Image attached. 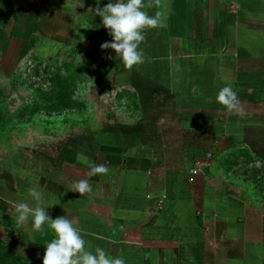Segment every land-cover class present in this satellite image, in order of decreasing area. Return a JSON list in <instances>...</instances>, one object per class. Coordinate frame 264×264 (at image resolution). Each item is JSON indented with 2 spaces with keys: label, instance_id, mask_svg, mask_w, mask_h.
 I'll return each instance as SVG.
<instances>
[{
  "label": "crops",
  "instance_id": "0c3cea01",
  "mask_svg": "<svg viewBox=\"0 0 264 264\" xmlns=\"http://www.w3.org/2000/svg\"><path fill=\"white\" fill-rule=\"evenodd\" d=\"M67 1L39 7L38 22L76 37L70 48L82 52L73 60L92 67L96 89L109 94L0 124V241L17 258L0 264H43L55 236L47 224L34 230L31 218L15 225L13 205L37 203L33 187L53 220L80 229L86 248L126 264H264V169L253 177L230 169L237 155L264 157V0H235L236 12L229 0H145L163 26L144 30V62L132 68L101 50L112 37L88 11L97 0H82L76 17ZM109 2L117 0L99 7ZM58 38L48 41L54 51ZM228 85L239 113L216 102ZM90 164L110 171L89 175ZM80 179L92 188L82 196L72 191Z\"/></svg>",
  "mask_w": 264,
  "mask_h": 264
},
{
  "label": "clouds",
  "instance_id": "9594fccd",
  "mask_svg": "<svg viewBox=\"0 0 264 264\" xmlns=\"http://www.w3.org/2000/svg\"><path fill=\"white\" fill-rule=\"evenodd\" d=\"M155 3L158 4L159 0H155ZM150 6L145 0H117L101 9L97 0L95 11L91 8L88 11L101 18L112 37L111 42L101 44V50L112 49L128 68L142 64L144 54L140 44L145 40L144 30L163 26L162 13L157 11L150 15L147 11ZM216 102L230 112H240L241 102L230 85L218 91ZM77 158L88 163L86 158L79 155ZM89 168V175L107 174L110 171L106 164H90ZM72 191L82 196L91 192L92 188L87 179H80L72 184ZM28 195L37 203L35 206L28 200L15 203L13 219L18 228L31 218L34 230L41 231L46 224L53 230L55 236L46 246L43 264H126L122 256H110L103 248L96 247L94 252L86 248L80 229L74 226L70 218L57 217L53 220L46 211L51 206L37 188H30Z\"/></svg>",
  "mask_w": 264,
  "mask_h": 264
},
{
  "label": "rangeland",
  "instance_id": "374dc122",
  "mask_svg": "<svg viewBox=\"0 0 264 264\" xmlns=\"http://www.w3.org/2000/svg\"><path fill=\"white\" fill-rule=\"evenodd\" d=\"M53 1L3 0L0 3V110L2 113L14 110L17 102L22 100L29 102L35 95L36 88L40 87L43 91H49L50 86L45 78L51 73L60 71V74L65 77L67 75L65 67L72 70L76 66L85 65V61L80 63L73 60L76 54L80 55L82 52L78 45V49L76 46L74 49L70 48L76 39L73 34L70 36L64 32L60 34L56 31V33L38 22L37 14L40 11L37 9L45 3L51 7L50 4ZM81 2L82 0H68L65 6L76 17L81 14L79 13ZM77 6L78 8H75ZM61 30L64 31L63 28ZM56 35L59 36V42L56 43L60 47L54 51L55 43L50 45L48 41ZM67 49L71 51L70 55L65 53ZM89 51H86V55ZM33 67L36 69L34 72ZM26 68L28 71L24 76L22 73ZM35 72L36 74H33ZM96 80L98 78L95 73L80 76L78 85L72 88L71 97L81 95L82 99L89 102L95 101L96 96H107L109 92L96 89ZM112 95L113 93H110V97ZM10 103H14L13 106ZM227 168L226 164L221 167L224 171Z\"/></svg>",
  "mask_w": 264,
  "mask_h": 264
},
{
  "label": "trees",
  "instance_id": "16d2710c",
  "mask_svg": "<svg viewBox=\"0 0 264 264\" xmlns=\"http://www.w3.org/2000/svg\"><path fill=\"white\" fill-rule=\"evenodd\" d=\"M3 2V0H0V3ZM30 66V65H28ZM67 71V75L63 77L60 74V71H56L54 73H51L48 75L47 78H45V81H48V85L50 86L49 91H43L40 87L36 88L35 95L31 97V100L27 102L26 104H23L14 110L6 111L5 113H2L0 110V124L10 121L11 119H23L26 116L33 115L35 113H46V114H52V113H59L66 110L71 109H81L82 105L79 103V99L76 97H71L72 95V88L76 85H78V79L80 76L85 75L87 73H93V69H91L88 66L82 65V66H76L74 69L70 70L67 67H65ZM33 72L36 71L35 67H33ZM28 71V68H26L22 75L25 76L26 72ZM33 74H36L33 73ZM27 80V79H25ZM124 95H128L126 92L122 91L119 92L116 96L118 98H122ZM238 159L240 156H236ZM247 159L243 158V165L246 166L254 159H264V157H246ZM257 171V170H256ZM251 177L255 176L254 173H251ZM12 239V238H10ZM0 256L6 258L10 257L15 259V255L11 254L9 252L7 245L4 241H0ZM17 259V258H16Z\"/></svg>",
  "mask_w": 264,
  "mask_h": 264
},
{
  "label": "built area",
  "instance_id": "2783aa9c",
  "mask_svg": "<svg viewBox=\"0 0 264 264\" xmlns=\"http://www.w3.org/2000/svg\"><path fill=\"white\" fill-rule=\"evenodd\" d=\"M230 1V10L231 12H236L238 10V5L236 4L235 0H229ZM216 147L211 148L209 151H207L205 158L206 160H212L215 155ZM235 164L231 165L232 171H239V172H246L247 174H250L253 171L264 169V159H254L251 162H249L248 165H243V158L239 157L236 159ZM190 173L192 175H195L197 173L196 170H191Z\"/></svg>",
  "mask_w": 264,
  "mask_h": 264
}]
</instances>
